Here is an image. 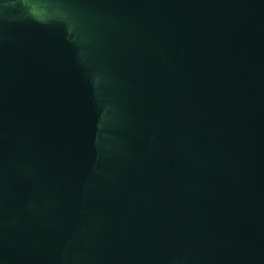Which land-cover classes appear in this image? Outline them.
<instances>
[{"label":"water","instance_id":"95a60500","mask_svg":"<svg viewBox=\"0 0 264 264\" xmlns=\"http://www.w3.org/2000/svg\"><path fill=\"white\" fill-rule=\"evenodd\" d=\"M0 264H264V0H0Z\"/></svg>","mask_w":264,"mask_h":264}]
</instances>
